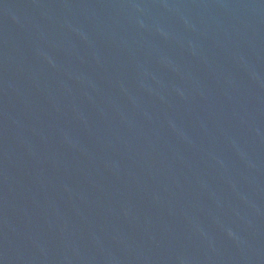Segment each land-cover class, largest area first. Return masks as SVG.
<instances>
[{
  "label": "water",
  "instance_id": "obj_1",
  "mask_svg": "<svg viewBox=\"0 0 264 264\" xmlns=\"http://www.w3.org/2000/svg\"><path fill=\"white\" fill-rule=\"evenodd\" d=\"M0 264H264V0H0Z\"/></svg>",
  "mask_w": 264,
  "mask_h": 264
}]
</instances>
